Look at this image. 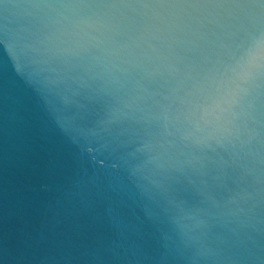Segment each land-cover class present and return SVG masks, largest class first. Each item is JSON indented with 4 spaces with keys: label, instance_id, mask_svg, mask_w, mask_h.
<instances>
[{
    "label": "water",
    "instance_id": "95a60500",
    "mask_svg": "<svg viewBox=\"0 0 264 264\" xmlns=\"http://www.w3.org/2000/svg\"><path fill=\"white\" fill-rule=\"evenodd\" d=\"M89 2L0 0V264H264V14Z\"/></svg>",
    "mask_w": 264,
    "mask_h": 264
},
{
    "label": "snow or ice",
    "instance_id": "6c2138e0",
    "mask_svg": "<svg viewBox=\"0 0 264 264\" xmlns=\"http://www.w3.org/2000/svg\"><path fill=\"white\" fill-rule=\"evenodd\" d=\"M160 7L183 8V9H214V8H236L257 15L264 14V0H151ZM81 7H91L89 0H81ZM199 18H193L188 22L174 21L177 25L195 27ZM202 22V21H199ZM264 33V31H262ZM238 79H249L259 74L264 77V42L258 49H254L246 58L244 64L234 70ZM255 104L258 108L264 106V89L256 97Z\"/></svg>",
    "mask_w": 264,
    "mask_h": 264
}]
</instances>
